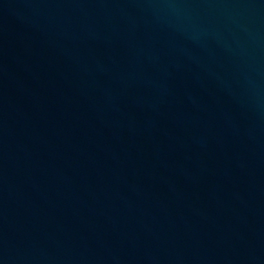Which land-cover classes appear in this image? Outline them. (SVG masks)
Returning <instances> with one entry per match:
<instances>
[{"label":"water","instance_id":"water-1","mask_svg":"<svg viewBox=\"0 0 264 264\" xmlns=\"http://www.w3.org/2000/svg\"><path fill=\"white\" fill-rule=\"evenodd\" d=\"M0 264H264V0H0Z\"/></svg>","mask_w":264,"mask_h":264}]
</instances>
